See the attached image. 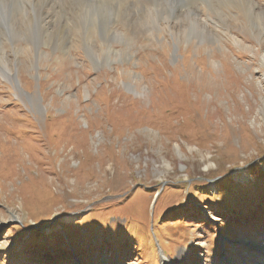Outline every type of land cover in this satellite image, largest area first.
Masks as SVG:
<instances>
[{
	"label": "rangeland",
	"instance_id": "rangeland-1",
	"mask_svg": "<svg viewBox=\"0 0 264 264\" xmlns=\"http://www.w3.org/2000/svg\"><path fill=\"white\" fill-rule=\"evenodd\" d=\"M196 6L3 41L0 264H264V0Z\"/></svg>",
	"mask_w": 264,
	"mask_h": 264
},
{
	"label": "bare ground",
	"instance_id": "bare-ground-1",
	"mask_svg": "<svg viewBox=\"0 0 264 264\" xmlns=\"http://www.w3.org/2000/svg\"><path fill=\"white\" fill-rule=\"evenodd\" d=\"M149 1L150 4L152 2V4L155 5V8H159L161 19L170 17L176 18V20L179 21L183 20L182 17H180L182 19H177L179 14L187 15L185 22H189L190 25L185 29L184 33H186L187 36L195 35L196 27L192 22L202 21V19H200L198 6L194 9V4L197 0ZM130 3L131 0H0V74L6 79H11L14 74L13 81L15 80L18 82L16 72H20L18 68L19 70L16 71L15 69L13 71L15 73H12L7 59V49L4 47L3 41H18L23 39L25 43H27V46L39 40L53 41L61 37L68 27L73 28L74 26L77 28H84L89 25L87 27L89 28L97 24L96 20L99 16V18L105 17L108 19L106 15L109 11H115L117 13H120V11L127 12L129 10L127 6L130 5ZM68 11H71V15L74 17L70 24L67 23L70 19L65 17V13ZM130 11L132 10L130 9ZM133 12L135 13V11ZM121 13L124 14V12ZM131 13L132 12H130V14ZM167 19L170 20L169 18ZM181 23L183 22L181 21ZM104 25L106 26L108 23L102 24V26ZM156 25L159 26V23L155 22V26ZM108 30L112 32L110 36H117L114 30L112 31L111 27H109ZM15 49L16 48L13 47V53L16 56L18 53H15ZM110 51L113 52V50ZM103 53L104 58L109 57V51H104ZM93 56L96 57L94 52ZM18 85L19 84H17V88ZM34 104L37 109L41 107L37 99Z\"/></svg>",
	"mask_w": 264,
	"mask_h": 264
},
{
	"label": "trees",
	"instance_id": "trees-1",
	"mask_svg": "<svg viewBox=\"0 0 264 264\" xmlns=\"http://www.w3.org/2000/svg\"><path fill=\"white\" fill-rule=\"evenodd\" d=\"M261 177H264L263 173L262 172H259V178L261 179ZM264 199V197L262 198ZM258 209V208H257ZM256 209V210H257ZM259 214H264V212H259ZM36 231V230H35Z\"/></svg>",
	"mask_w": 264,
	"mask_h": 264
}]
</instances>
